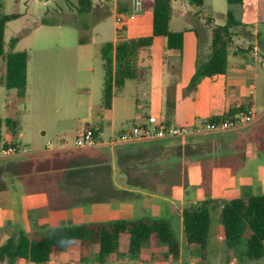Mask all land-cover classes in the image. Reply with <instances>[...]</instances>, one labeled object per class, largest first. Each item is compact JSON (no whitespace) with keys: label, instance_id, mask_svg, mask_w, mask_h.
Returning a JSON list of instances; mask_svg holds the SVG:
<instances>
[{"label":"crops","instance_id":"1","mask_svg":"<svg viewBox=\"0 0 264 264\" xmlns=\"http://www.w3.org/2000/svg\"><path fill=\"white\" fill-rule=\"evenodd\" d=\"M105 1L91 0L88 13L101 10ZM137 2L139 8L152 7L150 2ZM185 2L187 0H170L171 11L173 4H179L175 11L185 23L182 30H175L183 33L181 51L171 54L173 49H165L164 38L153 36L151 46L138 53L137 64L147 63L151 69L142 81H148V86L141 91L143 101L138 98L136 88L131 93L126 91L127 84L134 80L128 79L114 93L109 109L101 105V86V110L94 113V107L99 104L95 103L92 93L93 69L87 68L88 83L76 84L75 106L87 109V114L79 121L97 131V142L93 146L74 145L82 129L78 125L70 142L66 139L68 131L57 128L54 135L46 138L47 131L40 127L32 149L6 159L3 164L9 168L0 175L3 185L0 188V245L18 230L32 236L57 226L149 218L169 223L179 242L177 257L173 258L165 245L145 244L138 255L131 258L126 254L127 235L122 234L117 250L101 262L93 260L94 247L82 260L78 241L71 240L66 247L51 252L55 254L54 261L48 259L42 264H61L63 259L70 258L71 264H231L233 261L235 264H264V254L256 260L237 262L226 245L219 220L226 201L264 195V93L260 95L257 90L258 66H264V0H242L240 4H228L222 12L210 8L209 12L221 15L220 24L225 21L228 9L241 24L233 29L225 73L202 77L192 88L188 84L196 64L204 61L209 52L211 33L209 35L207 30L211 32L212 25L218 23L212 19L211 24H207L201 8L189 9ZM132 4L134 6V0H113L112 12L115 15L124 12ZM115 15V35L110 42L151 33V9L145 11L138 22L131 23L136 19L134 16L119 26ZM249 38L253 42L245 46L244 41ZM88 44L77 41L79 50ZM78 58L84 61L87 57L79 55ZM101 68L103 83L102 60ZM168 69L171 76L166 72ZM1 84L4 86L2 79ZM167 91L171 93L168 96ZM14 94L17 96L16 91ZM173 94L175 101L169 114L166 103ZM142 105L155 111L149 116L163 119L167 124L194 125L237 107L243 109L237 117L250 112L251 119L227 129L195 132L184 138L119 140L118 135L130 128L116 130V125L130 118ZM120 106L124 114L117 119ZM3 121L5 129L0 132V145H19L15 142L11 119L5 117ZM137 124L140 123L132 126ZM107 126L111 135L105 139ZM18 136H22V132H18ZM177 146H187L193 152L177 154ZM204 200L211 201V214H214L206 254L201 258L199 249L185 241L182 210ZM16 264L35 263L17 260Z\"/></svg>","mask_w":264,"mask_h":264},{"label":"trees","instance_id":"2","mask_svg":"<svg viewBox=\"0 0 264 264\" xmlns=\"http://www.w3.org/2000/svg\"><path fill=\"white\" fill-rule=\"evenodd\" d=\"M190 4L201 6L203 0H187ZM228 4H240L242 0H226ZM91 10V0H78L76 11L79 14ZM151 33L119 40L115 43L106 41L101 44L99 53L103 65V83L101 91V105L109 109L114 93L122 88L128 79L137 82L145 81L148 70L137 64L140 50L151 46L153 36L164 38L165 49L181 51L183 44L182 31H171L168 27L170 19V0H153L152 2ZM18 14L0 15V58L5 63L4 87L15 89L17 96L23 97L26 88V50L8 51L3 49V32L7 21ZM211 16H206L207 24L212 22ZM233 12H225L223 24L212 25L211 39L207 58L198 62L189 81L188 87H194L205 76L223 74L227 69V54L233 41L234 27L240 25ZM17 38L11 39V45ZM88 42L86 38H79L78 43ZM167 109L173 107L170 97L167 98ZM242 107L231 108L219 117L209 121H222L235 118ZM96 136L97 131L92 127ZM16 145V144H15ZM177 154H191L193 150L187 146H177ZM9 166L0 164V175ZM3 185L0 183V188ZM213 205L210 200L187 206L182 210V225L184 238L188 245L200 251L203 258L206 254V243L211 220ZM219 220L222 224L223 235L227 247L231 250L237 262L256 260L264 254V195L234 198L226 201L220 210ZM243 230H245L244 247L240 248ZM36 235L28 236L18 230L0 245V264H16L17 260H27L35 264L48 261L51 252L69 245L71 240H77L78 250L82 260H85L95 248L93 260L101 262L107 255L118 248L122 234L127 235L128 249L126 254L134 258L145 244L150 246L165 245L173 258L179 254V242L169 223L162 219L142 218L137 220H116L104 223H82L68 226L48 228Z\"/></svg>","mask_w":264,"mask_h":264},{"label":"rangeland","instance_id":"3","mask_svg":"<svg viewBox=\"0 0 264 264\" xmlns=\"http://www.w3.org/2000/svg\"><path fill=\"white\" fill-rule=\"evenodd\" d=\"M172 1L175 2V0ZM144 2H150L152 6L153 1L144 0ZM179 4H173L170 12L169 29L173 31L182 30L185 25L178 12L175 11V7H180ZM104 5L105 7L97 12L79 14L76 11L78 0H0V15L18 14L5 24L4 51L26 50L28 53L26 88L24 96H18L19 98L14 94L15 89L8 91L1 84V79L4 80L5 75V63L0 58V119L2 120L0 132L5 129L4 118L9 117L15 129V142L21 147L27 150L33 148L40 134L38 129L40 127H44L47 131L46 138L54 135L57 128L68 131L66 139L69 142L73 140V131L77 125L82 129L86 128V125L82 124L79 119L87 114V109L75 106L78 97L75 86L77 83L86 84L90 81L87 77L88 67L93 69L92 93L95 103L99 104L94 107L93 112L100 113L102 68L99 48L104 42L112 41L115 35L113 0L105 1ZM185 5L189 9L200 7L202 14L211 16L216 23L220 24L221 15L209 12L210 8L214 7L218 12H222L228 3L226 0H204L201 6H195L188 1ZM151 8L144 5L137 9L132 4L127 7L126 11L117 14L121 17L133 14L136 18L131 21L133 23L138 22V18ZM207 33L210 35V30H207ZM12 38H17L13 45H11ZM79 38H86L89 42L82 50H79L77 46ZM244 42L245 46H248L253 40L249 38ZM170 53L175 54V50H171ZM79 55H86L87 58L83 61L78 58ZM260 60L259 57L258 61ZM139 66L151 71L147 63L140 62ZM258 71L257 90L261 95L264 93V66L259 65ZM166 72L171 76L170 69ZM96 77H98L97 80ZM173 79L175 81V76ZM147 86L148 81L131 80L126 86V91L131 93L136 88L138 98L143 101L141 91ZM165 94L168 96L171 93L167 91ZM170 99L174 104L175 94L171 95ZM170 109L167 110L169 114L172 113V107ZM150 113H155V111L148 105H142L133 112L130 118L122 119L115 128L116 130L131 129L133 123L143 124ZM123 114L120 106L117 109L116 118L120 119ZM104 129L106 131L104 138L107 139L111 135L110 127L107 126ZM18 132H22V136H18ZM6 159L0 158V164L5 163ZM44 231L39 233L44 234ZM244 237L245 230L242 233L240 248L244 247ZM54 255H50L51 261H54ZM71 262V258L63 259L61 264H71Z\"/></svg>","mask_w":264,"mask_h":264},{"label":"built area","instance_id":"4","mask_svg":"<svg viewBox=\"0 0 264 264\" xmlns=\"http://www.w3.org/2000/svg\"><path fill=\"white\" fill-rule=\"evenodd\" d=\"M134 7L137 9L139 8L137 0H134ZM133 17V14L121 17L116 13L115 23L118 26L123 25L127 20L133 19ZM250 119L251 113L247 112L246 114L243 113L241 116L227 118L222 121L206 120L194 125H175L167 124L163 119L156 116H149L145 123L134 125L129 131L120 133L118 139H159L164 137L184 138L195 132L227 129L241 122H247ZM96 142V136L94 135L93 130L89 128H83L80 130L74 139V145L76 147L93 146ZM24 151H26V149L19 145L12 143L2 144L0 145V158H10L14 155L23 153ZM234 262L235 261L231 264H235Z\"/></svg>","mask_w":264,"mask_h":264}]
</instances>
